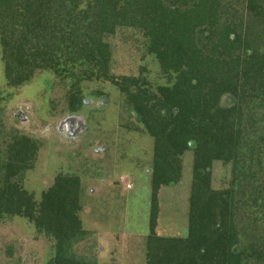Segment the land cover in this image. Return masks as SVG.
<instances>
[{
	"label": "trees",
	"instance_id": "trees-1",
	"mask_svg": "<svg viewBox=\"0 0 264 264\" xmlns=\"http://www.w3.org/2000/svg\"><path fill=\"white\" fill-rule=\"evenodd\" d=\"M118 29L144 39L167 82L154 94L144 68L137 77L111 74L104 39ZM0 60L11 90L38 72L69 80L70 114L83 106L82 82L106 81L126 96L153 140L145 264H264V0H0ZM41 148L17 131L6 134L0 119V221L31 223L51 243L44 264H101L77 253L90 235L80 219L79 177L57 174L38 201L24 188ZM186 152L187 236L163 237L159 192L181 180ZM216 162L230 166L222 190L211 185Z\"/></svg>",
	"mask_w": 264,
	"mask_h": 264
},
{
	"label": "rangeland",
	"instance_id": "rangeland-1",
	"mask_svg": "<svg viewBox=\"0 0 264 264\" xmlns=\"http://www.w3.org/2000/svg\"><path fill=\"white\" fill-rule=\"evenodd\" d=\"M104 40L111 51L112 75L137 77L144 68L142 76L152 94L157 86L167 84L156 61L145 54L140 33L118 29ZM70 86L69 80L38 72L30 84L8 89L0 60V96L6 99L0 102L4 132L17 131L42 142L23 186L38 201L57 174L79 177L80 219L90 235L76 247L77 253L101 264H145L153 140L116 86L82 82L80 90L89 103L75 114L67 112ZM97 92L103 96H96ZM230 180V166L214 163L212 188L225 189ZM191 181L192 152H186L181 180L159 192L160 236H187ZM50 245L25 219L0 221V264H44ZM7 248L13 251L11 258L6 257Z\"/></svg>",
	"mask_w": 264,
	"mask_h": 264
},
{
	"label": "water",
	"instance_id": "water-1",
	"mask_svg": "<svg viewBox=\"0 0 264 264\" xmlns=\"http://www.w3.org/2000/svg\"><path fill=\"white\" fill-rule=\"evenodd\" d=\"M107 102V98L105 97V98H103V103H106ZM89 103V100L88 99H84L83 100V104H88ZM188 147L190 148V149H194L195 147H196V143L194 142V141H190L189 143H188ZM171 185H173V183H171Z\"/></svg>",
	"mask_w": 264,
	"mask_h": 264
}]
</instances>
